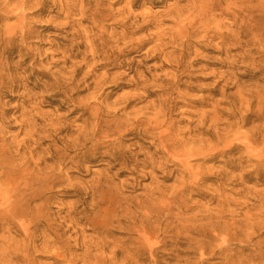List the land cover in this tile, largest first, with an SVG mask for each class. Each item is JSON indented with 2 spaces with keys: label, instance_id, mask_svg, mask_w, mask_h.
<instances>
[{
  "label": "bare ground",
  "instance_id": "1",
  "mask_svg": "<svg viewBox=\"0 0 264 264\" xmlns=\"http://www.w3.org/2000/svg\"><path fill=\"white\" fill-rule=\"evenodd\" d=\"M59 1L51 13L64 20L57 28L71 32L59 38L58 60L48 67L26 66L33 57V28L0 26V107L3 99L21 91L16 112L20 110L22 139L12 148L13 153L24 152L13 163L4 159L11 147L0 145V231H13L22 238L13 250L0 255V264H32L37 253H48L50 264H191L194 257L179 258L182 254L198 256L199 264L209 255L224 256L221 264H264V243L258 240L264 229V194L242 187L243 200L235 201L225 190L229 182L225 170L191 166L214 161L236 170L252 162L251 170H241L237 177L240 186L264 175V42L255 34L256 6L237 5L235 0H172V5L163 7V15L171 16L175 25L166 41L159 35L131 40L142 26L128 25L127 18L114 20L110 10L114 4H106L108 0ZM138 1L126 0V12ZM165 1L147 0L153 5ZM10 3L16 9L34 10L32 15L37 16L49 4L0 0ZM108 21L113 23L107 25ZM193 38L216 42L226 54V71L211 91L218 97L211 109L196 116L192 127L181 129L173 121V96H178V73L186 66L185 50ZM150 41L154 46L147 52L153 59L168 57L169 64L162 62L161 68L176 69L172 75L156 77L164 85L155 92H149L146 73L135 61ZM177 42L172 52L164 53ZM12 51L18 57L15 63L10 61ZM28 70L32 74L22 76ZM126 73L134 75L130 83L139 89L106 104L129 86L123 84ZM255 76L256 84L241 83L242 78L251 81ZM35 90L48 95L35 103ZM150 97L155 99L148 101ZM44 103L60 104L44 115L39 112ZM139 103L145 104L125 112ZM59 112L65 114L56 115ZM246 126L250 128L242 131ZM40 144H47L42 161L31 163ZM85 163L104 169L95 174ZM71 175L92 178L77 181ZM119 178L124 179L115 184ZM171 179L174 184L168 190L163 184ZM147 180L150 186L142 194L130 196ZM208 182L216 184L209 195L202 191ZM191 196L208 199L214 208L194 212ZM66 198L72 200L62 203ZM53 205L62 207L52 214ZM81 225L95 236H84ZM117 231L123 238H113ZM78 250L83 252L81 261ZM160 250L169 253L166 262L160 259Z\"/></svg>",
  "mask_w": 264,
  "mask_h": 264
},
{
  "label": "rangeland",
  "instance_id": "2",
  "mask_svg": "<svg viewBox=\"0 0 264 264\" xmlns=\"http://www.w3.org/2000/svg\"><path fill=\"white\" fill-rule=\"evenodd\" d=\"M49 4L45 6V13L42 15H32V12L34 10H30L29 8L26 9H16L15 3H10L8 5L0 4V26L4 27H11L16 24H22L27 27L33 28L34 31H36V38L31 40L30 47L32 49L33 57L30 61L26 63V66L32 65L30 69H39V66L42 67H48V65L52 64L56 60H58L57 57V49L56 45L60 41L59 38L65 37L67 34H69L71 31L65 27H58V25H61L64 23V20L62 17H57L56 14L51 13L52 10L54 12L57 11V6L61 1L59 0H46ZM66 0H62V2H65ZM71 1H77V0H71ZM94 1V0H91ZM125 2L126 0H108L105 3L106 4H114L111 5V11H113V15L116 17L114 20H121L123 18H127V24L128 25H134V26H142L141 30H139L138 33H135L134 35L130 36V39H144L147 40L148 35L153 36H161L166 41L169 40L172 35L175 32V25L174 20L171 16H164V5L170 6L173 4L172 0H167L164 2L163 5H153L149 4L147 0H139L134 8L130 10V13L126 12L125 10ZM234 2L237 3V5H253L256 6V12H255V19H256V25H255V34L259 37L261 41L264 42V0H235ZM182 5L184 3H181ZM92 5V4H91ZM125 11H124V10ZM123 13V15L121 14ZM112 21L106 22L107 25L112 24ZM51 28V29H50ZM54 28H57L59 31L55 32ZM121 29H116V32H120ZM150 37V39H152ZM129 39L125 41V43H128ZM179 42L175 43L174 45L170 46L168 45L165 49L164 53H170L172 52V48L176 47V45ZM216 42L213 43H206L202 42L201 40H198L196 38H193L191 40V44L186 48L185 50V62L186 66L185 68H182L179 70V83L176 86V92L178 93V96L174 95V102L175 107L174 111L172 113L173 115V121L175 122L176 126L181 129H186L188 127L193 126V122L196 119V116H198L201 113L207 112L211 109V106L213 105L212 100H216L218 97H213L211 94L212 89L216 85V83L220 80L221 75L224 71H226V65H224L225 60V52L220 48V46L215 45ZM154 46V42L150 41L145 45V47L140 51L138 55H136L135 61L138 62V65H140L139 70L143 73H146V78L148 83L150 84V87H148L149 92H155L158 91V88L163 86L164 83L161 82L158 78V76H163L165 74H174L176 72V69L174 67L170 68H161L162 62L164 64H169L165 60H168V57L165 59L155 60L152 58L151 53H148L147 51L150 50ZM15 51V50H14ZM12 51L13 55L10 59L11 63H15L18 61L17 54ZM230 55L237 54V52H230ZM134 55H132L133 57ZM129 57V58H132ZM35 60V62L33 61ZM80 59H77L79 61ZM24 69V67H23ZM132 69H135V66H133ZM23 72V71H22ZM101 71H97L96 73H100ZM113 72H123V70L120 71H113ZM18 73H21L19 71ZM32 74L31 70L24 71L22 73V76L29 77ZM127 74V73H126ZM258 76H255L251 81L248 78H242L241 83L243 86H248L249 84H256L258 82ZM134 79V75L132 73L127 74V76L123 80V84L128 86L125 89H122L120 92L116 93L115 95L110 96L106 104H112L117 100L118 96H122L124 94H133L138 90L139 88L132 87L131 80ZM260 84V83H259ZM110 90H106L105 94H107ZM38 97L36 98L35 103H40L44 99L41 96H46L48 93L43 94L41 90H35L34 91ZM20 93H12L13 95H10L11 97L9 99H3L2 100V106L0 107V114H2L3 123L0 124V145H3L4 148H10L9 154H6L4 156V159L10 160V162L18 163L19 159L24 154L23 151L18 153H13L14 149L12 148L17 142H19L22 139V134H20V128H19V119L18 115L20 110L16 112V109H18L21 106L22 97L20 96ZM50 93V92H49ZM104 97H102L99 101H101ZM214 98V99H212ZM155 97H150L148 101L154 100ZM62 101V99L60 100ZM47 102V100H46ZM60 103L54 104L51 107L47 105V103H44L42 107L39 109V112L44 115H50L52 114V110L59 106ZM145 103H139V104H133L128 109H126L125 112H131L132 110H138L144 106ZM122 106H119L118 108H121ZM56 114V113H55ZM59 114H65L64 112H59L56 115ZM219 129L224 128L223 125L218 126ZM250 128V126H246L242 131H245L246 129ZM204 138V137H201ZM47 147V144H40L39 149L35 152V155L32 156V159L30 160L31 163H37L39 161H42V151L45 150ZM45 158L46 156L43 155ZM238 157V155L235 156V158ZM247 161V160H246ZM99 162V161H98ZM49 165L50 163H45ZM102 164V163H99ZM191 166L196 167H202L205 169H209L212 171H221L225 170V175L227 176V179L229 182L225 184V190L227 192H231V194L228 196L229 198H232L235 201L242 202V197L244 194H240V191L242 187L249 188L250 190H253L257 193V195L262 196L264 194V175L261 177L257 176L254 177L253 180L249 183H243V186H240V180L237 178L241 174V170L244 171H250L251 167L253 165L252 162L247 161L246 163L242 164L241 169L237 168L236 170H230L228 168H224L223 164L220 162H194L191 163ZM237 162H234L233 165H236ZM83 166H89L87 163L83 164ZM43 167V166H41ZM104 169L103 165H100L99 167H91L89 166L90 172H93L95 174H99ZM145 172H148V169L144 170ZM115 171L111 172V174H114ZM157 177L161 176L160 173H156ZM72 178H74L77 181H88L92 177H81L77 175H71ZM260 180V182L257 184L255 182V179ZM124 178L115 179L114 183L117 184L118 182L122 181ZM178 179V177L176 178ZM175 179H171L167 182H164L163 186L167 188L168 190L171 189V187L174 184ZM140 187L138 190H136L134 193L130 194V196H136L142 194L144 191V188H148L150 186V180L142 181L140 183ZM204 194L209 195L211 191L216 189L215 183H206L203 186ZM125 195H128L126 193ZM72 199L66 198L62 200V203L68 202ZM189 201L191 205L194 207V212L201 211L203 209H213L214 204L210 205L208 204V199L206 198H199L197 196H191L189 198ZM61 203V204H62ZM253 202H250V205H252ZM59 205H53L51 206V213L53 214L54 211L58 208H61ZM64 215L61 214L60 217H63ZM83 230H86L83 235L86 237L89 236H95L92 232L89 231V228L86 226H82ZM116 232V231H115ZM121 231H117L116 234L113 235V238L115 239H121L123 238L122 234H120ZM260 237L258 240H260L262 243H264V229L260 232ZM22 238L16 236L13 231L7 233H3L0 231V255H6L8 251H11L14 249L16 244H20V240ZM73 245V244H71ZM128 248H132L131 245H127ZM180 249H184L183 247H180ZM234 249V247L232 248ZM185 250V249H184ZM233 250L231 251V254H235ZM83 252L81 250H78L76 254L78 255L79 260L81 261L83 258L81 256ZM247 254V253H246ZM160 255L163 260V262H166V259H169V253L167 251L160 250ZM193 258L191 261V264H199L197 258L198 256L194 255H184L182 254L179 258ZM224 256H215L212 255L208 256V260L204 262V264H221V260H223ZM15 263V261H13ZM31 263L32 264H50L51 260L49 259L48 253H37L34 254L31 257ZM176 262H170L169 264H175ZM133 264V263H131ZM139 264H150V261H141ZM255 264H258L255 263Z\"/></svg>",
  "mask_w": 264,
  "mask_h": 264
}]
</instances>
